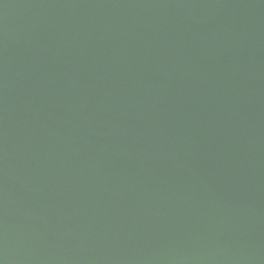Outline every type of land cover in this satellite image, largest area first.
Wrapping results in <instances>:
<instances>
[{
	"label": "water",
	"instance_id": "water-1",
	"mask_svg": "<svg viewBox=\"0 0 264 264\" xmlns=\"http://www.w3.org/2000/svg\"><path fill=\"white\" fill-rule=\"evenodd\" d=\"M0 264H264V0H0Z\"/></svg>",
	"mask_w": 264,
	"mask_h": 264
}]
</instances>
